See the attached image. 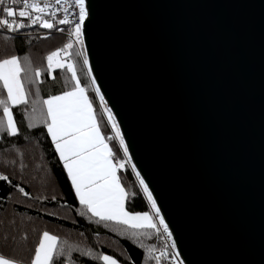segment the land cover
<instances>
[{"label":"water","instance_id":"obj_1","mask_svg":"<svg viewBox=\"0 0 264 264\" xmlns=\"http://www.w3.org/2000/svg\"><path fill=\"white\" fill-rule=\"evenodd\" d=\"M89 68L184 264H264V0H90Z\"/></svg>","mask_w":264,"mask_h":264},{"label":"snow or ice","instance_id":"obj_2","mask_svg":"<svg viewBox=\"0 0 264 264\" xmlns=\"http://www.w3.org/2000/svg\"><path fill=\"white\" fill-rule=\"evenodd\" d=\"M21 4L22 7H17ZM96 7L94 3H90V0H0V8L3 12V16H0V28L6 29L9 33H15L21 28L32 25L63 33L64 29L58 25L68 26L67 42L62 47L49 52L45 59L49 76L52 75L54 68L66 67L71 73L70 80L65 84L66 90L60 91L57 95H48L42 100V108L39 112L35 107L38 101H33L29 127H33L32 121H39L46 129L55 154L59 157L71 182L75 199L79 201L83 210L78 211V215H87L90 220L96 218L97 222H105V224L111 222L113 231H119L121 235H129L134 243L139 242L146 257L155 261V264H164L165 261L168 264H184L152 191L137 172L136 165L132 164V157L129 155V148L125 144L117 118L105 103L100 87L92 76V70L88 67L85 27L87 22L90 29L96 17ZM58 13H61L62 17L58 18ZM17 17L20 18L19 21ZM25 19L27 24L23 23ZM73 49L74 53L70 51ZM73 56L82 58L89 77L87 86H81ZM24 61L26 66L22 67L20 58L16 55L0 59V86L6 93V97H0V109L3 111V116L0 117V133L6 132L10 137L16 136L18 132L10 109L12 106L28 103V92L22 82L21 72H25V80H30L32 83L39 81L41 75L39 68H31L27 56ZM32 72L34 79L28 75ZM89 87L99 99L100 108L107 117L113 135L105 136L101 132L94 113L93 101L87 94ZM37 97L39 100V90ZM110 140L118 141L123 159L117 158L116 153L109 146ZM129 165L136 174L139 188L149 205V211H130L126 207V201L136 193L125 189L118 173ZM0 180L7 181L8 177L0 175ZM19 191L25 196L29 195L23 188ZM52 199L55 200L56 197L53 196ZM153 232L166 241L163 248L157 249L155 246H146L140 242L142 236L150 237ZM74 250L78 249H74L66 241H60L56 235L43 231L35 246L31 264H56V260L60 257H64L63 264H73L71 253ZM80 254L90 256L102 264H118V260L113 255L102 252L93 254L92 249L81 251ZM0 264H18V262L0 255Z\"/></svg>","mask_w":264,"mask_h":264},{"label":"trees","instance_id":"obj_3","mask_svg":"<svg viewBox=\"0 0 264 264\" xmlns=\"http://www.w3.org/2000/svg\"><path fill=\"white\" fill-rule=\"evenodd\" d=\"M17 7H22V4ZM0 16H3L2 8ZM17 20L20 18L17 17ZM23 23L28 22L25 19ZM58 27L63 28L64 32L42 29L38 25L21 28L15 33L0 28V59L16 55L24 67V58L35 53L37 56L28 60L32 69L41 70L39 81L32 83L27 80L28 103L11 108L18 129L17 135L10 137L6 132L0 134V175L8 177L7 181L0 180V255L23 264H31L40 229L49 228L60 241H66L68 245L78 249L71 253L73 264H102L90 256H81L80 252L87 249H92L93 254L102 252L113 255L121 264H155V261L146 257L139 242L134 243L129 235L113 231L111 222L105 224L97 222L96 218L90 220L87 215L77 214L83 210L75 199L71 182L55 154L46 129L39 121H32L33 127H29L33 101H38L35 107L39 112L42 100L48 95H57L66 90L65 84L71 77L66 67L53 69L51 76L47 72L46 56L67 42L65 26ZM70 51L74 53V49ZM73 59L81 86H87L89 77L83 61L76 56ZM21 74L25 77V72ZM0 94V97H6L2 86ZM87 94L93 101L94 112L103 135L109 136V126L98 109L90 87L87 88ZM2 116L3 111L0 109V117ZM108 142L117 158L121 159V150L116 146V141ZM118 174L125 189L136 193L126 201V207L130 211L150 210L131 167L121 169ZM20 188L29 195H23ZM53 196L56 197L55 200L52 199ZM111 242L114 247L110 245ZM140 242L157 249L164 245L163 239L155 232L150 237L142 236ZM63 260L64 257L58 258L56 264H63Z\"/></svg>","mask_w":264,"mask_h":264},{"label":"rangeland","instance_id":"obj_4","mask_svg":"<svg viewBox=\"0 0 264 264\" xmlns=\"http://www.w3.org/2000/svg\"><path fill=\"white\" fill-rule=\"evenodd\" d=\"M66 37V39H67V36H65ZM37 55L35 54V53H32V55L30 54V57H36ZM28 57V59H30V57L29 56H27ZM81 60H82V58H81ZM46 62H47V60H46ZM55 69V68H54ZM86 69V68H85ZM53 71V70H52ZM22 73V72H21ZM22 75V74H21ZM29 76L31 77V78H34V72H32V73H29ZM21 79H22V82L24 83V85H25V88H27V86L29 85V83H28V81L27 80H25V77H21ZM29 90H31V91H34L33 89H31V88H28ZM91 91H92V93H93V98H94V100L98 103V109H99V111H100V113H101V115L104 117V115H103V110L100 108V101H99V99L98 98H96L95 97V93H94V91L91 89ZM1 95V94H0ZM93 109H94V107H93ZM11 110V109H10ZM95 113V112H94ZM109 129H110V134L109 135H113V133H112V131H111V127H109ZM101 132H102V130H101ZM1 134V133H0ZM113 141H115V140H113ZM109 143V142H108ZM115 143H117V145L116 146H119V143H118V141H116ZM109 146L111 147V144L109 143ZM120 154H121V159H123V152H122V150L120 151ZM129 167H131V165H129ZM51 187V186H50ZM147 211H149V210H147ZM56 212H58L59 214L61 213L60 211H58V210H56ZM43 231H48L50 234H52V235H55L54 234V232L51 230V229H49V228H41L40 229V233H39V236H40V234L43 232ZM38 242H39V240H38ZM110 245L112 246V247H114V244L111 242L110 243ZM108 255V254H107ZM114 257V256H113ZM115 258V257H114ZM116 259V258H115ZM118 264H121L119 261H118Z\"/></svg>","mask_w":264,"mask_h":264},{"label":"built area","instance_id":"obj_5","mask_svg":"<svg viewBox=\"0 0 264 264\" xmlns=\"http://www.w3.org/2000/svg\"><path fill=\"white\" fill-rule=\"evenodd\" d=\"M57 16H58V18H60V17H62V14H61V13H58ZM64 26H65V34H66V36H67V28H68V26H66V25H64ZM104 118H105V120H106V122H107V117H106L105 115H104ZM107 125H108V123H107ZM108 126L110 127V125H108ZM163 242H164V245H165L166 241L163 240ZM164 245H163V247H164ZM163 247H161V248H163ZM161 248H159V249H161ZM158 254H159V253L157 252V255H158ZM164 264H168V262L165 261Z\"/></svg>","mask_w":264,"mask_h":264},{"label":"crops","instance_id":"obj_6","mask_svg":"<svg viewBox=\"0 0 264 264\" xmlns=\"http://www.w3.org/2000/svg\"><path fill=\"white\" fill-rule=\"evenodd\" d=\"M21 77H22V75H21ZM102 134H103V132H102ZM7 258V257H6ZM9 259V258H8ZM18 264H23V263H21V262H18Z\"/></svg>","mask_w":264,"mask_h":264}]
</instances>
